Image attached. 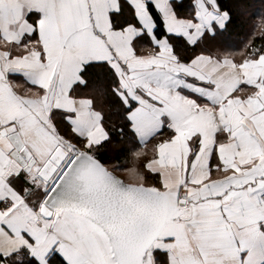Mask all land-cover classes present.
Returning a JSON list of instances; mask_svg holds the SVG:
<instances>
[{"label":"snow or ice","instance_id":"6c2138e0","mask_svg":"<svg viewBox=\"0 0 264 264\" xmlns=\"http://www.w3.org/2000/svg\"><path fill=\"white\" fill-rule=\"evenodd\" d=\"M0 42V264H264V0H0Z\"/></svg>","mask_w":264,"mask_h":264},{"label":"trees","instance_id":"16d2710c","mask_svg":"<svg viewBox=\"0 0 264 264\" xmlns=\"http://www.w3.org/2000/svg\"><path fill=\"white\" fill-rule=\"evenodd\" d=\"M247 38L246 30L239 28L233 33L223 36L219 43L224 46L239 48L243 46ZM107 89V80L101 75L89 79L88 83L83 85L80 91L83 93L84 97H91L89 101L93 108L108 112L111 105V99Z\"/></svg>","mask_w":264,"mask_h":264},{"label":"crops","instance_id":"0c3cea01","mask_svg":"<svg viewBox=\"0 0 264 264\" xmlns=\"http://www.w3.org/2000/svg\"><path fill=\"white\" fill-rule=\"evenodd\" d=\"M3 42H0V44H2ZM20 91L24 92L25 95H28V96H36L38 95L37 93H34L32 90H29V89H26L24 86H20ZM69 104L72 103V101H68ZM77 103H79L82 107H87L88 105H91L90 104V101L88 99H82V100H79L77 101Z\"/></svg>","mask_w":264,"mask_h":264}]
</instances>
